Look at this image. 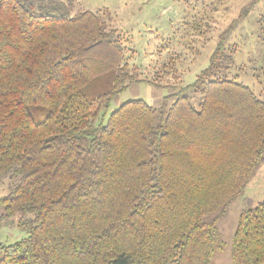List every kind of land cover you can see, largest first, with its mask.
Masks as SVG:
<instances>
[{"label":"trees","instance_id":"trees-1","mask_svg":"<svg viewBox=\"0 0 264 264\" xmlns=\"http://www.w3.org/2000/svg\"><path fill=\"white\" fill-rule=\"evenodd\" d=\"M75 4L0 0V229L18 215L26 234L0 264H211L217 222L264 160V100L227 76L236 22L192 84L96 124L130 85L158 86L129 68L107 11ZM107 72L110 89L85 95ZM230 257L264 264V200L240 214Z\"/></svg>","mask_w":264,"mask_h":264},{"label":"rangeland","instance_id":"rangeland-1","mask_svg":"<svg viewBox=\"0 0 264 264\" xmlns=\"http://www.w3.org/2000/svg\"><path fill=\"white\" fill-rule=\"evenodd\" d=\"M245 10L246 15L241 17ZM81 11L97 14L107 11L102 19L116 32L124 47L123 57H130L129 68L136 67L139 79L153 81L158 86L142 82L130 85L102 110L96 124H105L109 114L125 102L142 100L157 108L165 97L192 84L207 67L219 35L235 22L225 42L234 60L227 76L264 100V0H76L73 12ZM110 78V72L103 74L84 89V94L93 97L107 92ZM198 97L190 99L195 107ZM29 112L35 122H41L47 114L41 106H30ZM7 187L8 181L3 180L0 197L7 194ZM263 200L264 160L242 194L217 222L219 249L211 264H232L231 245L238 218ZM18 218L16 215L13 220H6L1 227L0 244L11 245L26 237L15 226Z\"/></svg>","mask_w":264,"mask_h":264}]
</instances>
